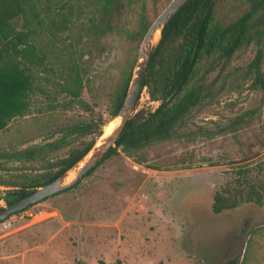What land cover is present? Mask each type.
Wrapping results in <instances>:
<instances>
[{"label":"trees","instance_id":"trees-1","mask_svg":"<svg viewBox=\"0 0 264 264\" xmlns=\"http://www.w3.org/2000/svg\"><path fill=\"white\" fill-rule=\"evenodd\" d=\"M170 1L0 0V134L8 131L10 122L22 120L17 142L0 148V173L16 165L14 174H0V186L6 188L0 199L6 206L62 175L94 146L110 120L99 112L103 103L91 72L93 60L112 39L127 41L134 52L106 97L107 114L113 119L123 103L139 45ZM251 46L255 55L242 79L250 81L252 90H263L264 0H189L162 28L150 55L142 90L159 102L157 108H135L114 146L85 177L120 154L151 170L193 167L191 152L175 155L169 147L218 134L192 129L190 115L197 107L218 102L226 82L234 78L231 63ZM71 108L74 111L67 113ZM248 115L229 128L260 118L256 111ZM39 133L41 141L29 143L40 138L35 135ZM258 140H263L261 134ZM252 158L247 155L243 161ZM263 199L264 182L246 165L214 193L211 210L220 214L241 203L260 206Z\"/></svg>","mask_w":264,"mask_h":264},{"label":"rangeland","instance_id":"rangeland-1","mask_svg":"<svg viewBox=\"0 0 264 264\" xmlns=\"http://www.w3.org/2000/svg\"><path fill=\"white\" fill-rule=\"evenodd\" d=\"M136 16L137 9L132 19ZM133 53L130 43L112 39L91 64L95 84L101 87L99 112L107 120L112 119L107 94ZM254 55V46L238 53L231 63L234 78L226 82L218 102L197 107L190 115L192 129L218 134L169 147L175 155L191 152L193 167L157 171L123 154L107 159L75 188L30 206L38 215L21 216L6 229L0 226V264H228L236 258L237 264H264V199L260 206L241 203L220 214L211 210L214 193L240 167L249 165L252 176L264 182V89L252 90L250 81L242 79ZM158 104L144 89L135 108L153 111ZM249 111L260 118L229 128ZM21 123L10 122L0 134V148L17 142ZM35 135L40 138L29 143L41 141L42 133ZM247 155L253 158L244 162ZM9 167L11 172L0 174H14L16 165ZM5 189L0 186V197ZM5 207L0 199V208Z\"/></svg>","mask_w":264,"mask_h":264},{"label":"water","instance_id":"water-1","mask_svg":"<svg viewBox=\"0 0 264 264\" xmlns=\"http://www.w3.org/2000/svg\"><path fill=\"white\" fill-rule=\"evenodd\" d=\"M188 1L189 0H171L146 31L137 52L136 60L131 73V79L123 103L117 115L110 120L115 124L111 132L104 136L105 127L112 123L109 121L94 146L79 162L53 181L37 188L29 195L14 202L13 204L6 206L2 211H0V222L17 212L25 210L30 206L43 201L44 199L59 194L78 184L90 170H92L104 159L106 154L114 146L116 140L121 135L126 123L135 110V105L141 92L144 90H142V86L147 72L150 55L152 49L156 46L160 39L162 28ZM157 33L159 36L157 41L154 42ZM70 177L71 179H69Z\"/></svg>","mask_w":264,"mask_h":264},{"label":"built area","instance_id":"built-area-1","mask_svg":"<svg viewBox=\"0 0 264 264\" xmlns=\"http://www.w3.org/2000/svg\"><path fill=\"white\" fill-rule=\"evenodd\" d=\"M38 214H33L31 213V211H29V208L28 209H25L23 211H21V213H15L13 215H11L10 217H8L7 219H5L4 221H1L0 222V226L3 228V229H6V228H9L12 226V224L17 220L19 219L21 216H27V217H34Z\"/></svg>","mask_w":264,"mask_h":264},{"label":"bare ground","instance_id":"bare-ground-1","mask_svg":"<svg viewBox=\"0 0 264 264\" xmlns=\"http://www.w3.org/2000/svg\"><path fill=\"white\" fill-rule=\"evenodd\" d=\"M158 36H159V34L157 33L156 36H155L154 42L157 41ZM108 125H109V124H108ZM108 125L105 127V130H104V136H105V135H108V134L111 132V130L114 128V126H115V124H114V125L111 124L110 126H108ZM69 179H71V177H70Z\"/></svg>","mask_w":264,"mask_h":264}]
</instances>
